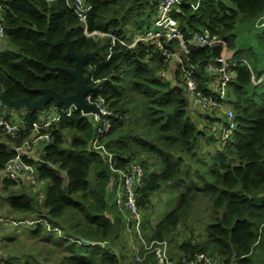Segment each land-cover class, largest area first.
<instances>
[{"label":"trees","instance_id":"obj_1","mask_svg":"<svg viewBox=\"0 0 264 264\" xmlns=\"http://www.w3.org/2000/svg\"><path fill=\"white\" fill-rule=\"evenodd\" d=\"M2 1L5 46L0 51V94L34 100L43 87L64 95L75 91L70 74L50 69L74 67L75 61L64 45L47 44L46 32L57 40L68 31L79 54L98 48L86 62V77L88 83L100 86L95 92L112 112L111 127L101 140L116 167L138 160L145 168L137 189L145 237L168 239L170 249L171 244L176 249L170 250L173 257L208 252L222 264H264V87L259 90L253 83L249 66L239 61L234 67L229 91L236 128L221 141L206 125L212 117L192 109L179 72L172 71L155 45L139 41L128 46L147 30L158 0H84L91 6L86 20L90 35L71 7L73 0ZM263 10L264 0H181L173 16L186 38L208 29L226 39L233 58L247 59L252 49L237 47L234 28L240 19L255 20ZM262 29L264 37V25ZM221 51V46H213L189 54L198 65L201 84L207 78L208 61ZM252 70L258 78L264 75L253 66ZM97 79L100 82L94 83ZM53 106L17 110L31 125ZM95 134L88 116L80 111L62 115L51 126V139L42 152L25 155L38 168L39 180L45 181L42 197L25 191L26 184L4 179L3 199L9 213L14 221L44 219L51 228H60L61 233L49 230L39 220L31 231L39 235L45 230L44 237L62 248L52 256V264H153L151 254L143 262L134 259L125 212L107 197L119 175L108 156L92 147ZM24 135L11 138L0 132V170L15 155L13 146ZM211 142L215 144L210 149ZM168 187L177 190L178 204L152 225L146 219L152 196ZM189 212L198 223H186ZM182 226L190 233L201 227L200 238L190 235L177 241Z\"/></svg>","mask_w":264,"mask_h":264},{"label":"built area","instance_id":"obj_2","mask_svg":"<svg viewBox=\"0 0 264 264\" xmlns=\"http://www.w3.org/2000/svg\"><path fill=\"white\" fill-rule=\"evenodd\" d=\"M181 0H158L157 11L154 17L156 30H147L136 36L128 46L132 47L139 41L150 42L159 50L161 55L169 61L172 71L177 70L185 93L190 102L198 109L207 112L214 124V131L221 141H226L231 137L236 128L235 113L231 103L229 91L230 82L235 77L234 67L237 62L246 63L251 69V79L253 83L259 84L264 75L256 77L251 64L247 59L233 58V50L228 47L227 41L221 36L211 34L208 29L194 32L186 38L180 29L179 21L173 16L174 7ZM71 7L84 23L85 32L87 31V16L91 6L84 0H73ZM5 4L0 0V40L4 38L5 28L2 22V11ZM257 19H264V10ZM264 25V20L260 23ZM102 34L101 32H96ZM221 46L220 55L210 59L205 71L207 78L201 84L197 78L198 65L189 60L192 50L204 47ZM163 75L165 73H162ZM99 83L100 80H93ZM100 86H95V89ZM89 92L85 99L88 103L94 104L98 112L88 113L78 109L71 104L68 107L54 105L44 113V117L34 121L31 125L26 124L19 116H13V109L6 113L1 108L9 109L0 101V132L11 138H17L23 134L24 137L19 144L13 146L15 155L10 158L5 166L0 170V178L11 179L16 185L26 184L35 186L39 183L38 168L27 161L25 155L34 156L42 152L44 145L51 139L50 128L58 122L62 115H69L73 110L80 111L88 119L95 130V137L92 147L104 152L109 159L110 167L118 173L119 180L117 185L108 191L113 202L125 212L126 223L130 227L128 232L129 239L132 240L131 248L135 261L143 262L148 254L153 256V264H222L217 258L208 252H197L193 256H171L170 246L167 239H147L143 233L142 225L144 221L143 212L139 208L137 200V189L141 186L145 175L143 164L135 160L123 168L114 165L113 154L108 150L101 137L107 133L111 127L112 112L109 109L105 98L96 90ZM205 123V122H204ZM207 123V122H206ZM209 129V128H208ZM107 196V197H108ZM2 218H0V221ZM43 220L47 227L51 226L44 219H29L22 221H12L14 224L27 223L35 224ZM55 230L58 227L54 228Z\"/></svg>","mask_w":264,"mask_h":264},{"label":"rangeland","instance_id":"obj_3","mask_svg":"<svg viewBox=\"0 0 264 264\" xmlns=\"http://www.w3.org/2000/svg\"><path fill=\"white\" fill-rule=\"evenodd\" d=\"M263 20L264 19H240L234 28V31L237 34V47H251L252 52L247 54V61L253 67H255L257 72L264 71V37L260 36L263 30L260 23ZM146 24H148V27L151 30L157 29L154 25V18H152L151 21ZM4 39L5 38H2L0 40V51L5 46ZM257 86L259 90L263 89L264 87L263 83H259ZM194 107L192 109L198 111V108ZM1 109L6 113L9 111L10 114V109ZM15 115L16 117L20 115V112L17 109H13L12 117ZM202 124H204V122H202ZM206 125L211 132L214 130V124H212V122H209ZM214 144V142H211L209 144V148L211 149ZM2 181L3 180L0 178V218H2L0 221V264H52V256L56 257L62 251V248L55 246L50 240H47L44 237L46 235L45 230H43L39 235L32 234L31 231L32 229L36 228V224L12 223V220H16V217H13L9 213V205L3 199L4 191ZM38 181L39 183L35 186H24V190L36 196L39 195L40 198L43 195L45 181ZM177 196V190L170 187L154 194L152 196L150 212L146 213V219L150 221L152 225H154L160 218L164 216V214L175 208V206L178 204ZM108 198L110 203H113L112 198L110 196H108ZM194 216L195 214L193 212H189L184 220H186L187 224L198 223V220H194ZM47 229L54 230V228L49 227H47ZM145 230L146 233L149 232V223L146 225ZM56 231L57 233H61L60 228H58ZM201 232V227H197L193 233H190L189 229H186L185 226H182L179 229L177 241L185 240L186 238H189L190 235H195L197 238L199 236L200 238ZM52 236H54V238H58L55 232H53ZM129 241L132 243V240L129 239ZM171 249L176 250L172 244Z\"/></svg>","mask_w":264,"mask_h":264},{"label":"water","instance_id":"obj_4","mask_svg":"<svg viewBox=\"0 0 264 264\" xmlns=\"http://www.w3.org/2000/svg\"><path fill=\"white\" fill-rule=\"evenodd\" d=\"M45 42L51 47L64 45L66 48L67 54L75 61L74 67H66L55 65L51 66V70L63 71L70 74L76 81L75 91L71 94L64 95L63 93L56 91L53 87H43L38 90L41 93V96L37 99L31 100L28 97H20L18 99H11L6 92L0 94V101L2 104L6 105L8 108L14 107L19 108H28L30 110H44L46 105L52 103L54 105H64L65 107L70 106L71 104L76 105L78 109L83 110V112L88 113L91 111L98 112V108L94 104H90L86 101L85 96L95 89V86L88 83L86 72L88 66L86 62L96 55L99 51L96 48L93 51H88L83 54H79L74 51L73 41L68 35V31L65 32L64 36L52 40L49 34L46 32ZM90 244L93 243L90 240L84 239ZM115 252V251H114Z\"/></svg>","mask_w":264,"mask_h":264}]
</instances>
